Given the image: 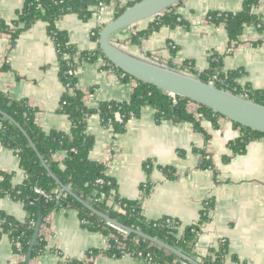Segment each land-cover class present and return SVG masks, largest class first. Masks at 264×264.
<instances>
[{"label": "crops", "instance_id": "0c3cea01", "mask_svg": "<svg viewBox=\"0 0 264 264\" xmlns=\"http://www.w3.org/2000/svg\"><path fill=\"white\" fill-rule=\"evenodd\" d=\"M137 1L110 0L104 22ZM25 2L0 0V21H15ZM243 7L244 0H182L177 11L187 25L162 27L141 45H133L131 36L146 30L153 21L150 19L116 33L113 39L136 55L159 56L158 62L177 67L189 62L199 71L208 69L211 56L218 54L223 58L222 71L240 70L237 81L241 85L264 92V28L248 24L238 41L230 42L223 25L207 21L211 11L237 12ZM253 12L264 15V0ZM99 23L97 16L83 21L77 14H69L56 26L68 33L70 43L80 51L92 52L98 48L92 32ZM104 66L101 58L77 65L78 87L85 93V104L96 110L108 102L129 100L136 86V80H126ZM60 71L58 50L46 23H35L15 41L9 33L0 34V89L37 108V122L46 132H69L71 128L69 117L59 111L66 92ZM188 109L200 116L198 104L191 102ZM87 132L95 140L90 158L105 165L106 174L117 183L119 196L141 201L148 220H176L179 236L186 228L201 225L193 248L197 258L225 241L230 249L229 264H264V137L236 149L242 130L233 121L224 117L217 124L201 120L200 129L189 122H158L151 106L144 107L141 115L118 134L111 125H104L97 112L88 117ZM66 158L65 151L53 155L62 167ZM165 168L175 172L174 178ZM3 172L13 174L14 185L25 179L19 156L0 143V181ZM206 208L209 219L202 222ZM0 210L21 221L28 217L24 204L8 196L0 198ZM42 234L46 252L32 258L30 264L82 260L88 252L106 250L109 244L108 236L82 226L77 209L50 215ZM21 260L13 251L9 235L2 234L0 264H20ZM92 264L149 263L128 254L111 257L100 253Z\"/></svg>", "mask_w": 264, "mask_h": 264}, {"label": "trees", "instance_id": "16d2710c", "mask_svg": "<svg viewBox=\"0 0 264 264\" xmlns=\"http://www.w3.org/2000/svg\"><path fill=\"white\" fill-rule=\"evenodd\" d=\"M100 1L106 5L110 3V0H26L15 21L11 24L0 21V34L9 33L13 41L35 23L44 22L47 24L48 32L58 50L60 75L66 87L59 111L69 117L70 131L46 132L37 122V108L32 107L26 100L15 99L2 89H0V110L13 118L27 132L51 171L63 185L70 187L77 196L123 225L156 237L197 258L193 248L201 232V225L190 226L179 236L176 220L171 218L157 221L148 220L144 216L140 200H130L119 196L117 183L113 177L106 174L105 165L90 158L95 140L87 132V120L89 116L100 112L104 125H111L114 133L118 134L124 132L130 120L138 118L146 106L155 109L158 122L164 120H173L177 123L189 122L198 129H200L201 120H209L217 124L218 119L223 116L208 107L198 105L197 112L200 116L197 117L188 109V105L191 103L189 99L180 96L174 98L170 93L141 81H136L129 100L108 102L100 110L88 107L84 101L85 93L78 87L77 75L68 73L71 65L77 68V64L74 63V58L77 55L81 62L93 63L101 58L105 62V68H112L123 75L126 80L133 79L109 62L102 54L99 45L92 52L80 51L76 45L70 43L68 33L56 26L59 19L69 14H77L83 21L90 20L96 14L94 6ZM259 2L260 0H244L243 9L237 12L211 11L207 16L208 22L214 25H223L230 42H236L244 32L246 25L254 23L264 28V15L253 12V8L257 7ZM180 3L158 15L149 23L146 30L133 33L130 38L131 43L141 45L143 39L162 27L175 28L187 25V22L181 18V14L177 11V6ZM127 7L116 11L113 17L122 13ZM103 26L96 28L95 35H93V39L97 43ZM222 60V56L214 54L211 56L210 67L206 70L199 71L189 62H185L179 68L198 76L205 82H213L216 86L236 94L243 95L244 92H247L250 99L264 105V92L253 90L248 85H241L237 81L241 74L240 70L222 71L220 68ZM170 66L178 68L175 65ZM71 88H73V93L70 91ZM234 124L242 130V136L235 145L236 149L244 148L253 139L264 137L261 132L235 122ZM0 143L19 156L20 168L25 173L24 181L18 185H14L12 182L13 174L6 172L2 173L0 181V198L8 196L14 201L21 202L28 211L27 219L21 221L0 210V237L4 233L9 235L14 253L23 257L20 264L25 263L29 254L35 258L46 252L47 243L42 230L44 226L49 225L50 215L66 209H77L82 226L92 232H102L108 236L109 244L106 250L88 252L82 260H64L60 264H88L86 259H94L100 253L111 257H122L126 254L139 257V254L142 253V259L149 264H189L169 250L136 234L123 235L120 230L93 213L73 195L67 192L60 195L61 186L49 174L27 137L17 124L2 114H0ZM59 151L67 153L63 167L53 159V155ZM203 166L207 167L206 164ZM164 171L170 178H174L173 170L165 168ZM99 180H102L103 183H99ZM37 189L45 191L48 196L41 195ZM210 206L212 207V205ZM202 214V222L208 221L209 210L206 208ZM39 221H41V226L37 233ZM229 254L228 242L222 241L217 248H211L207 255L200 258V261L203 264H229L227 260Z\"/></svg>", "mask_w": 264, "mask_h": 264}, {"label": "water", "instance_id": "95a60500", "mask_svg": "<svg viewBox=\"0 0 264 264\" xmlns=\"http://www.w3.org/2000/svg\"><path fill=\"white\" fill-rule=\"evenodd\" d=\"M181 1L182 0H138L130 7H127L122 13L113 17L101 28L98 45L102 54L115 67L136 81L154 85L174 96L189 99L191 102L199 106L208 107L224 118L238 123L241 126L264 134V105L230 90L222 89L213 82H205L188 71L162 64L149 57L136 55L130 52L126 47L114 41L113 37L116 33L137 25L140 22L155 19L158 15L176 6ZM0 114L17 124L27 137L31 147L37 152L49 174L61 186L62 191L60 195H63L65 192L73 195L93 213L97 214L117 229L136 234L154 242L189 264H203L198 259L156 237H152L140 230L123 225L107 214L98 211L89 202L77 196L70 187L63 185L51 171L27 132L9 115L1 110ZM40 226L41 221L37 224V233L40 230ZM31 260L32 255L29 254L24 264H30Z\"/></svg>", "mask_w": 264, "mask_h": 264}, {"label": "built area", "instance_id": "2783aa9c", "mask_svg": "<svg viewBox=\"0 0 264 264\" xmlns=\"http://www.w3.org/2000/svg\"><path fill=\"white\" fill-rule=\"evenodd\" d=\"M94 9L96 10V14H95V16H97V18H98V20H99V27L101 26V25H104L105 24V22H104V13L106 12V9H107V5L103 2V1H100L96 6H94ZM207 21H208V19H207ZM259 27H260V25H258ZM92 34L93 35H95V31H93L92 32ZM79 57H78V55L74 58V63L75 64H79L80 63V61H79V59H78ZM151 59H153V60H155V61H158L159 60V56H155V55H153L152 57H150ZM68 73L69 74H77V68H74V67H72V65H71V68H70V70L68 71ZM72 93H73V88H71V90H70ZM172 97H176V96H174L173 94H170ZM242 96H244V97H246V98H249V93H247V92H244V94L242 95ZM99 183H103V181L102 180H99L98 181ZM37 191H38V193H40L41 195H43V196H45V197H47L48 195H47V193L45 192V191H43V190H41V189H37ZM105 195L103 194V197H104ZM118 230H120V229H118ZM120 232L123 234V235H127V232H125V231H123V230H120ZM180 235V234H179ZM19 256V258H23L22 257V255H18ZM139 257L140 258H143V255H142V253L141 254H139ZM196 259H198L199 261H200V259L199 258H196ZM86 261V263H88V264H92V262H93V259L92 258H88V259H86L85 260Z\"/></svg>", "mask_w": 264, "mask_h": 264}, {"label": "rangeland", "instance_id": "374dc122", "mask_svg": "<svg viewBox=\"0 0 264 264\" xmlns=\"http://www.w3.org/2000/svg\"><path fill=\"white\" fill-rule=\"evenodd\" d=\"M116 42V41H115ZM179 68V67H178ZM180 69V68H179Z\"/></svg>", "mask_w": 264, "mask_h": 264}]
</instances>
